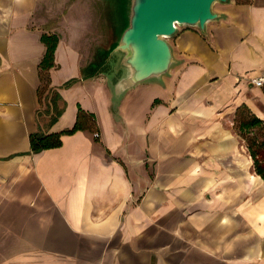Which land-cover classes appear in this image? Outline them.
Wrapping results in <instances>:
<instances>
[{"label":"crops","instance_id":"obj_1","mask_svg":"<svg viewBox=\"0 0 264 264\" xmlns=\"http://www.w3.org/2000/svg\"><path fill=\"white\" fill-rule=\"evenodd\" d=\"M82 1L0 0V264H264V181L234 131L242 105L264 121V0L230 2L207 35L179 27L171 75L117 106L90 50L108 25ZM43 33L59 37L53 124ZM79 106L97 131L30 152L31 133L71 129Z\"/></svg>","mask_w":264,"mask_h":264},{"label":"water","instance_id":"obj_2","mask_svg":"<svg viewBox=\"0 0 264 264\" xmlns=\"http://www.w3.org/2000/svg\"><path fill=\"white\" fill-rule=\"evenodd\" d=\"M216 2L230 0H104L111 42L97 48L96 59L113 106L136 85L162 84L171 75L180 60L168 38L182 26L206 35L208 23L225 15L213 10Z\"/></svg>","mask_w":264,"mask_h":264},{"label":"trees","instance_id":"obj_3","mask_svg":"<svg viewBox=\"0 0 264 264\" xmlns=\"http://www.w3.org/2000/svg\"><path fill=\"white\" fill-rule=\"evenodd\" d=\"M249 0L238 1V4L248 3ZM41 41L45 52L38 64L40 84L38 86V99L40 105H46L44 112L50 114V124L57 121L64 109L60 104L61 96L50 86L49 70L55 66L54 54L59 41L56 33H43ZM97 61V59H96ZM99 62L97 61V66ZM66 82L64 86H69ZM264 92V84L261 86ZM41 109V108H40ZM37 110L40 115L43 111ZM90 129L97 131L96 117L93 113L83 110L80 106L76 121L71 129L61 132L35 131L29 135L30 152L37 153L45 149L59 147L62 144V135L72 134L77 130ZM234 130L244 142L247 153L252 159L254 172L264 181V121L252 113L244 105L237 108L234 116Z\"/></svg>","mask_w":264,"mask_h":264},{"label":"rangeland","instance_id":"obj_4","mask_svg":"<svg viewBox=\"0 0 264 264\" xmlns=\"http://www.w3.org/2000/svg\"><path fill=\"white\" fill-rule=\"evenodd\" d=\"M238 1H244V0H230V2H234V3L238 2ZM253 1L254 0H249L248 3H244V4H250ZM229 3L216 2L213 5V10L216 11V12H221V10H223L226 6H228ZM236 4H238V3H236ZM80 7L84 8L86 11H90V9H91L90 7H93V9H94L93 10L94 11V16H93V19H94L93 24H94V26L95 25L99 26V27L102 26L103 18H104L105 22H107V25H108L107 10H106V5L104 3V0H100L99 6H98V3H95L93 0H83L81 5H80ZM102 16H103V18H102ZM88 18H89V16H88ZM217 21L218 20H213V21L209 22L208 26L210 24H212V23L217 22ZM182 27L183 28H195V29H198L196 26H191V27L190 26H187V27L182 26ZM168 39L171 40L172 37H169ZM94 41L97 42L96 46L91 47L90 50L93 53V56L95 57L96 56V50H97L98 47H100V46L107 47L109 45V43L111 42V34H110V31H109V26L107 27V30H106V37L104 39H102V37H100L99 39L94 40ZM234 131L236 132V130H234ZM236 134H237V132H236ZM243 146H244V149H246L245 145H244V142H243Z\"/></svg>","mask_w":264,"mask_h":264},{"label":"built area","instance_id":"obj_5","mask_svg":"<svg viewBox=\"0 0 264 264\" xmlns=\"http://www.w3.org/2000/svg\"><path fill=\"white\" fill-rule=\"evenodd\" d=\"M254 83L256 86H262L264 84V78H258L254 80ZM96 136H98V134L96 133Z\"/></svg>","mask_w":264,"mask_h":264}]
</instances>
